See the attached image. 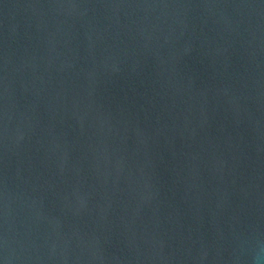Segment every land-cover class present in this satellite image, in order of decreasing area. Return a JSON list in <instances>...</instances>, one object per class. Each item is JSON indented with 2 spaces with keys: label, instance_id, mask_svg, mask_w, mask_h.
Returning a JSON list of instances; mask_svg holds the SVG:
<instances>
[{
  "label": "water",
  "instance_id": "water-1",
  "mask_svg": "<svg viewBox=\"0 0 264 264\" xmlns=\"http://www.w3.org/2000/svg\"><path fill=\"white\" fill-rule=\"evenodd\" d=\"M0 264H264V0H0Z\"/></svg>",
  "mask_w": 264,
  "mask_h": 264
}]
</instances>
